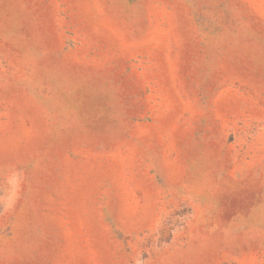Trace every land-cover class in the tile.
<instances>
[{
    "label": "rangeland",
    "instance_id": "374dc122",
    "mask_svg": "<svg viewBox=\"0 0 264 264\" xmlns=\"http://www.w3.org/2000/svg\"><path fill=\"white\" fill-rule=\"evenodd\" d=\"M0 264H264V0H0Z\"/></svg>",
    "mask_w": 264,
    "mask_h": 264
}]
</instances>
